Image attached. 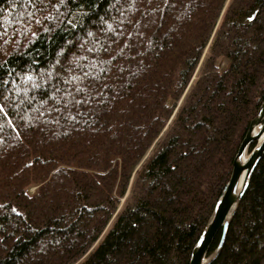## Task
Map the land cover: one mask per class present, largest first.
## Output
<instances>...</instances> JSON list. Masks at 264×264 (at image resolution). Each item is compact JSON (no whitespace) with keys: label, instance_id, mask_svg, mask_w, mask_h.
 Here are the masks:
<instances>
[{"label":"trees","instance_id":"obj_1","mask_svg":"<svg viewBox=\"0 0 264 264\" xmlns=\"http://www.w3.org/2000/svg\"><path fill=\"white\" fill-rule=\"evenodd\" d=\"M263 97L264 0H0V264H187ZM207 264H264V153Z\"/></svg>","mask_w":264,"mask_h":264},{"label":"water","instance_id":"obj_2","mask_svg":"<svg viewBox=\"0 0 264 264\" xmlns=\"http://www.w3.org/2000/svg\"><path fill=\"white\" fill-rule=\"evenodd\" d=\"M264 153V97L232 159L231 172L222 187L211 214L192 246L187 264H207L221 248L230 220L244 194L251 174ZM220 231L218 243L209 254L211 242Z\"/></svg>","mask_w":264,"mask_h":264},{"label":"rangeland","instance_id":"obj_3","mask_svg":"<svg viewBox=\"0 0 264 264\" xmlns=\"http://www.w3.org/2000/svg\"><path fill=\"white\" fill-rule=\"evenodd\" d=\"M33 189H34V188H29L28 191L31 192V191H33Z\"/></svg>","mask_w":264,"mask_h":264}]
</instances>
